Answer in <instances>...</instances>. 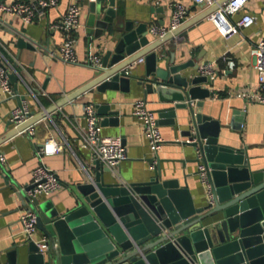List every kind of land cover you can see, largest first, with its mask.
<instances>
[{"label": "water", "instance_id": "obj_1", "mask_svg": "<svg viewBox=\"0 0 264 264\" xmlns=\"http://www.w3.org/2000/svg\"><path fill=\"white\" fill-rule=\"evenodd\" d=\"M89 5L90 28L100 23L97 15H116V0H90ZM1 21L0 29L18 34L19 47L35 50L37 42L11 27V22ZM174 33L172 29L150 42L146 24L127 20L114 46L104 50L96 75L79 92L94 85L99 90L129 91L132 79L144 96L174 88L165 105L153 112L158 125H175L190 115L191 124L180 132L185 139L176 142L200 150V157L195 154L188 160L205 164L213 202L203 190L205 203L196 206L186 175L181 183L175 168L162 164L170 160L157 155L149 159L152 175L129 183L107 177L111 169L95 159L94 176L69 186L70 207L29 198L30 184L17 192L21 203L36 212L47 246L41 251L35 239L26 237L0 251V264H264V165L255 167L244 147L224 140L220 121L199 109L211 94L202 83H210L214 75L189 71L200 66L193 58L174 62L172 52L167 57L165 50L155 51ZM140 57H144L141 74L122 73ZM17 78L9 72L19 105L26 95L20 94ZM97 114L116 121L117 111L108 104L99 105ZM203 193L198 190L199 196Z\"/></svg>", "mask_w": 264, "mask_h": 264}, {"label": "crops", "instance_id": "obj_2", "mask_svg": "<svg viewBox=\"0 0 264 264\" xmlns=\"http://www.w3.org/2000/svg\"><path fill=\"white\" fill-rule=\"evenodd\" d=\"M226 1L217 0L215 4L205 6L195 4L192 0H116V15H97L96 19L100 23L93 28L87 25L90 0H59L57 5L48 8L31 22H23L17 16L2 18L1 22H11V27L21 30L27 38L38 44L35 50L19 47L16 42L18 34L0 29V62L15 64L23 78V81L17 78L19 92L26 94L31 110L29 119L19 126H33L32 135L17 132L6 137L15 129L8 115L18 105V99L0 88V151L7 159L6 164L0 165V251L26 238L21 230L19 216L27 208L21 203L17 192L30 183L32 171L41 160L36 154V147L46 138L53 137L63 146L58 153L42 157L43 162L56 171L61 187L49 195L40 196L41 200L51 199L55 205L70 207L73 197L69 186L94 176L95 159L79 135V130L86 123L83 112L85 103H92L96 114L97 107L102 104H108L110 109L117 111L113 115L116 119L114 122L108 121L107 117L111 116L97 115L100 133L121 137L126 147L127 156L116 167L120 179L129 183L152 175L154 168L149 159L155 153L149 146L140 121L133 114L134 102L144 99L147 107L154 111L165 105L164 100L172 97L174 88L167 86L162 93L151 91L144 96L142 87L132 79L129 91L99 90L97 85L81 92L79 90L96 75L95 67L87 63L89 54L99 53L102 56L106 48L114 46L127 20L133 21L134 25L144 23L147 29L152 23L160 24V20L168 25L174 2H182L187 7V17L173 29L176 33L155 51L165 50L164 55L167 57L172 52L174 62L189 58H193L200 66L204 62H214V77L210 83H202L210 88L211 94L204 99L199 109L220 121L224 140L244 147L253 157L255 167L264 165V104L237 94L239 91L255 93L258 90L254 48L264 36V0H246L244 7L230 18L235 20L243 13H249L254 17V22L224 36L209 15ZM72 2L78 3L81 8L79 26L74 30L78 63L65 62L51 55L52 51H57L64 38L63 32L53 23ZM148 37L151 42L159 36L148 34ZM142 58L143 61L130 69V74L143 72ZM189 71L198 72L196 69ZM26 85L35 96L27 94ZM75 92L79 93L73 99L66 100ZM190 124V115L178 120L175 125L160 124L164 142L156 155L170 160L162 164L175 168L181 183L183 173L186 175L195 204L199 206L205 203L204 188L198 174H195L197 164L188 160L196 151L176 142L185 139L180 132ZM106 176L117 178L110 172ZM198 190L203 193L202 197ZM41 233L38 230L35 237L38 238Z\"/></svg>", "mask_w": 264, "mask_h": 264}, {"label": "built area", "instance_id": "obj_3", "mask_svg": "<svg viewBox=\"0 0 264 264\" xmlns=\"http://www.w3.org/2000/svg\"><path fill=\"white\" fill-rule=\"evenodd\" d=\"M195 4L210 6L217 2V0H192ZM246 0H228L215 8L209 15V18L218 29V31L228 36L237 32L240 28L248 26L254 22V17L249 13H243L239 18L231 20V16L240 11ZM59 0H12L0 1V19L5 16H17L23 22H31L39 15L43 14L48 8L57 5ZM81 8L76 2L68 5L66 10L61 14L59 19L53 23V26L61 30L64 38L59 45L57 51H52L51 55L59 58L65 62L78 63V57L75 50L74 30L79 26V17ZM188 9L182 2H174L171 13L170 22L168 25H160L152 23L148 27V34L154 37H161L172 29L180 25L187 17ZM102 56L99 53L89 54L87 63L94 67L101 65ZM143 61V58L133 61L129 67L125 68L122 73L129 74L130 69L137 63ZM254 65L258 75V90L255 93H248L245 91L237 92L238 95L247 97L264 104V36H262L254 48ZM9 72H14L19 79L23 81L20 72L16 69L15 64L8 65L0 64V88L10 96H15L12 84L9 80ZM201 74L214 75V62L201 65L198 68ZM27 94L35 96L31 88L26 85ZM26 95V94H25ZM83 112L85 115V127L79 130V135L86 145L91 157L99 160L102 164L111 169L112 174L120 179L116 167L126 158V147L123 144L121 137L102 135L100 133L99 117L95 112L92 103H85L83 105ZM133 114L140 121L142 130L148 139L149 146L152 152L156 153L162 146L164 138L161 135L157 117L151 111L144 99H137L134 102ZM31 116L30 105L26 97L21 100L20 104L13 108L8 115L9 121L14 128L24 123ZM17 132L33 134V126L30 124L19 129ZM188 140V139H186ZM193 138L191 141H194ZM62 143L53 137H48L45 141L36 147V154L40 157V162L34 167L32 171V179L30 181L31 187L27 189L26 194L29 198L40 197L42 195H49L54 190L61 187L59 177L55 170L48 167L42 160L45 155L58 153L62 149ZM198 157L201 156L199 149L196 150ZM6 156L0 151V165L6 164ZM198 176L200 182L205 190L209 202H213V194L210 191V184L207 178L205 164L203 162L197 165ZM120 179V180H119ZM19 223L22 232L27 238L36 240L39 250H44L47 246L48 238L45 234L36 238L37 214L31 209H25L19 216Z\"/></svg>", "mask_w": 264, "mask_h": 264}]
</instances>
